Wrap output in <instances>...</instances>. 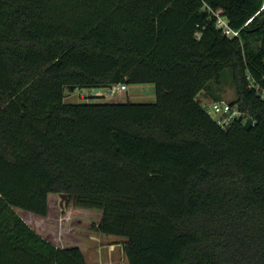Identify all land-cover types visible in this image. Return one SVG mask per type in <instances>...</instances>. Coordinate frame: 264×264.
I'll return each mask as SVG.
<instances>
[{
  "label": "trees",
  "instance_id": "1",
  "mask_svg": "<svg viewBox=\"0 0 264 264\" xmlns=\"http://www.w3.org/2000/svg\"><path fill=\"white\" fill-rule=\"evenodd\" d=\"M226 67L251 118L223 126L198 94ZM121 82L155 101L64 102ZM258 86L264 0H0V264H89L91 230L129 264H264Z\"/></svg>",
  "mask_w": 264,
  "mask_h": 264
},
{
  "label": "rangeland",
  "instance_id": "2",
  "mask_svg": "<svg viewBox=\"0 0 264 264\" xmlns=\"http://www.w3.org/2000/svg\"><path fill=\"white\" fill-rule=\"evenodd\" d=\"M214 81V80H213ZM211 84V83H210ZM214 89H202L198 98L202 105H211V101L219 95L222 99L231 101L236 98V89L231 79L229 68H224L222 78L219 82L213 83ZM98 92H103L99 94ZM156 86L153 82H129L127 88L116 91L113 95L104 86H78L72 88L66 86L64 102H124L132 101H155ZM59 197V203L61 201ZM67 199V198H66ZM66 199H64V204ZM63 204V205H64ZM61 205V203H60ZM127 238L121 235L104 234L98 230H91L88 250L86 252L89 264H129L124 251V242Z\"/></svg>",
  "mask_w": 264,
  "mask_h": 264
},
{
  "label": "built area",
  "instance_id": "3",
  "mask_svg": "<svg viewBox=\"0 0 264 264\" xmlns=\"http://www.w3.org/2000/svg\"><path fill=\"white\" fill-rule=\"evenodd\" d=\"M211 10L216 16L217 27H219L224 34L230 37L238 36L240 34V28L232 27L226 15H223L216 10L213 9ZM106 87L111 93V95H113L116 91L127 88V83L121 82ZM98 93L102 94L103 92H98ZM260 93L264 97L263 88L260 89ZM211 102H212L211 105L208 104L206 106L207 112L211 114L217 120V122L223 126L228 125L234 119H241L242 116H244L243 111L240 110L236 104H231L230 101H227L225 99H220V100H213ZM250 118H251L250 115L244 116L243 122H247L248 119ZM252 120L255 121V119Z\"/></svg>",
  "mask_w": 264,
  "mask_h": 264
},
{
  "label": "water",
  "instance_id": "4",
  "mask_svg": "<svg viewBox=\"0 0 264 264\" xmlns=\"http://www.w3.org/2000/svg\"><path fill=\"white\" fill-rule=\"evenodd\" d=\"M71 87L72 88H75L76 86L75 85H71ZM68 197V193L67 192H61V201H60V203H61V205H63L64 204V199H66Z\"/></svg>",
  "mask_w": 264,
  "mask_h": 264
}]
</instances>
